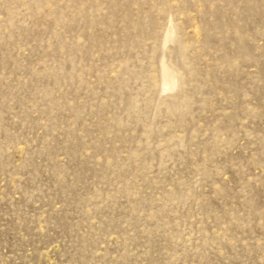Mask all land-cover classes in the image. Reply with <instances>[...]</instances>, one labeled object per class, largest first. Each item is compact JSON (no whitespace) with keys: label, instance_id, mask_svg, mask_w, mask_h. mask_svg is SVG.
Instances as JSON below:
<instances>
[{"label":"rangeland","instance_id":"1","mask_svg":"<svg viewBox=\"0 0 264 264\" xmlns=\"http://www.w3.org/2000/svg\"><path fill=\"white\" fill-rule=\"evenodd\" d=\"M0 264H264V0H0Z\"/></svg>","mask_w":264,"mask_h":264},{"label":"bare ground","instance_id":"2","mask_svg":"<svg viewBox=\"0 0 264 264\" xmlns=\"http://www.w3.org/2000/svg\"><path fill=\"white\" fill-rule=\"evenodd\" d=\"M167 72V71H166ZM173 87H175V83L172 84H166L165 88L166 89H172Z\"/></svg>","mask_w":264,"mask_h":264}]
</instances>
